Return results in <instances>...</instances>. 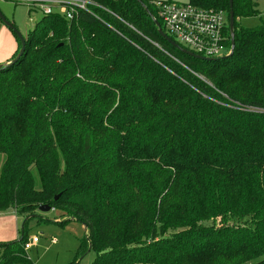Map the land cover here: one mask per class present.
Masks as SVG:
<instances>
[{"label": "trees", "instance_id": "16d2710c", "mask_svg": "<svg viewBox=\"0 0 264 264\" xmlns=\"http://www.w3.org/2000/svg\"><path fill=\"white\" fill-rule=\"evenodd\" d=\"M93 1L118 19L43 17L15 63L12 32L0 214L50 206L85 228L93 264H264V25L237 23L257 3L233 0V52L205 62L159 36L146 0L151 16ZM188 3L228 19V0ZM24 226L0 264H32Z\"/></svg>", "mask_w": 264, "mask_h": 264}, {"label": "rangeland", "instance_id": "374dc122", "mask_svg": "<svg viewBox=\"0 0 264 264\" xmlns=\"http://www.w3.org/2000/svg\"><path fill=\"white\" fill-rule=\"evenodd\" d=\"M171 1L179 4L188 2V0ZM252 1L257 3L259 14L253 18L239 19L237 23L243 28H255L264 25V0ZM0 14L23 38L38 27L42 19L41 13L30 14L25 5L9 2H0ZM1 29L7 37L0 34V54L7 42L12 40L11 38L15 43L17 42L12 31L0 21ZM9 51L7 50L5 53H9L8 56H11L14 53L12 52L13 49L10 48ZM28 218L30 216H17L11 210L0 214V232H3L0 239H6L5 243L17 241L25 224L23 231L26 240L29 242L30 239H37V243L27 250L32 264H93L94 253L90 250L83 252L81 249V247L84 248L87 237L80 223L67 221L60 225L59 223L63 220L54 211L47 213L37 211L32 218Z\"/></svg>", "mask_w": 264, "mask_h": 264}, {"label": "built area", "instance_id": "2783aa9c", "mask_svg": "<svg viewBox=\"0 0 264 264\" xmlns=\"http://www.w3.org/2000/svg\"><path fill=\"white\" fill-rule=\"evenodd\" d=\"M146 1L155 9L162 31L182 49L211 62L229 55L230 48L226 45L225 34L228 19L225 12L197 8L188 2L179 4L171 0ZM0 2L25 5L30 14L41 13L42 18L57 15L67 22L74 21L79 13L96 17L94 11L96 8L116 17L93 0H0ZM35 243L36 238L30 239L24 246L25 250Z\"/></svg>", "mask_w": 264, "mask_h": 264}, {"label": "water", "instance_id": "95a60500", "mask_svg": "<svg viewBox=\"0 0 264 264\" xmlns=\"http://www.w3.org/2000/svg\"><path fill=\"white\" fill-rule=\"evenodd\" d=\"M140 5L141 7L146 11V13L151 16V14L149 13V11L147 10V8L145 7V5L140 1V0H136ZM229 2V13H228V28H229V36H230V53L228 56L224 57V58H228L229 56H231L232 52H233V49H234V32H233V28H234V17H233V12H232V3H233V0H228ZM152 17V20L153 22L155 23L156 27H157V32L159 34L160 37H162L166 42H168L173 48H175L176 50L180 51L182 54L186 55V56H189L191 58H194L196 60H199V61H205V62H211V60H207L205 58H201V57H198V56H195L193 55L192 53L182 49L181 47H179L176 43H174L163 31H162V28L160 26V24L156 21V19ZM0 21L5 25L7 26L14 34L15 36L17 37V39L19 40V43H20V50H19V53L17 55V57L13 60L12 63H15L20 57L21 55L23 54L24 50H25V47H26V40H27V36L28 34L23 38L17 31L16 29H14L12 27V25L8 24L4 18L2 17V15L0 14ZM0 67H3V65H0ZM58 198L55 197L54 199L56 200ZM38 211L41 212V213H47V212H50L52 211L51 207L48 206V205H43V206H40L38 208ZM90 250V248L88 249V251Z\"/></svg>", "mask_w": 264, "mask_h": 264}, {"label": "crops", "instance_id": "0c3cea01", "mask_svg": "<svg viewBox=\"0 0 264 264\" xmlns=\"http://www.w3.org/2000/svg\"><path fill=\"white\" fill-rule=\"evenodd\" d=\"M0 34H3V30L1 29L0 30ZM5 37H7V35L4 33L3 34ZM7 39V38H6ZM12 40L9 42H7V44H6V46H4L3 47V50H2V53L0 54V65H3V64H6V62L12 57V55L15 53V51H16V49L18 48V44H16L15 42H14V40H13V38H11ZM16 45H17V48L15 49V47H16ZM1 46V45H0ZM13 49V51L12 52H14L11 56L9 55L8 56V54L9 53H5V52H7V50H8V52H10L9 51V49ZM15 50V51H14ZM53 211V210H52ZM13 212V211H12ZM14 213V212H13ZM84 228V227H83ZM84 232H85V234H86V230H85V228H84ZM3 234V232H0V235H2ZM1 238V237H0ZM6 239H0V243H5L6 241H5Z\"/></svg>", "mask_w": 264, "mask_h": 264}]
</instances>
